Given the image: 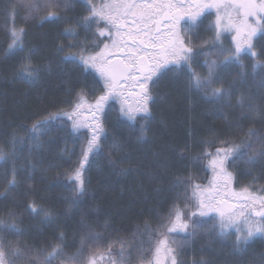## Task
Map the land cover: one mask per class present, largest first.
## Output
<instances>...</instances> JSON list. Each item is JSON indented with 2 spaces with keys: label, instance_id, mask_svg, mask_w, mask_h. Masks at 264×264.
Masks as SVG:
<instances>
[{
  "label": "trees",
  "instance_id": "16d2710c",
  "mask_svg": "<svg viewBox=\"0 0 264 264\" xmlns=\"http://www.w3.org/2000/svg\"><path fill=\"white\" fill-rule=\"evenodd\" d=\"M100 1L92 3L99 7ZM35 3L41 11L29 16V9L18 0H0V146L10 153L13 138L23 140L15 146L14 164L12 160L0 162V219L7 222L9 213H14L23 235L7 228L0 235L6 241L19 239L21 247L26 243L50 250V245L59 243L57 237L62 233L64 250L72 255L80 248L81 238L87 235L85 225L97 226L107 221L106 229L97 227L106 238L100 253L107 255V239H124L134 249L142 238L136 234L138 230L143 233L145 224L156 229L174 202L181 209L186 208L182 198L178 200L177 193L184 189L176 186L177 177L207 184L209 157L205 152L213 153L222 146L219 143L222 140L248 143L245 133L249 128L264 133V70L254 72L255 58L247 54H242L243 74L239 65L222 67L219 75L224 87L232 93L231 99L222 100L190 89L186 74L159 77L154 87L150 85L153 115L145 125L147 132L143 138L139 128L144 121L138 118L130 127L120 115V106L110 102L103 115L107 135L106 141L104 137L101 139L103 152L89 156L85 165L88 191L76 202L67 177L80 164L88 134L84 130L73 131L72 123L65 117L52 122L37 147L28 129L49 114L71 111L81 94L90 102L102 94V83L94 69L66 62L67 53L58 51L61 44L67 46L70 42L65 29L78 27L82 16L88 14L87 0H67V8L60 11L59 20L43 19L47 16L44 0ZM13 4L15 8L11 7ZM214 12H207L184 32L193 47V67L201 75H207L205 61H223L215 51ZM12 17L15 26L23 27L27 33L25 50L34 53L32 59L41 67L39 79L34 83L22 79L17 71L26 51L8 49ZM78 31L81 38L88 36L89 53L95 54L96 36L85 34L79 27ZM221 39L224 48L233 47L229 35H222ZM253 43L258 53L264 49V39L257 37ZM241 95L252 105V111L237 106ZM240 151H244L243 147ZM122 160L125 162L121 163ZM13 167L17 183L10 188ZM230 168L239 186L264 191V158L249 162L247 156H241L234 164L230 162ZM32 202L51 211L52 222L32 213L28 207ZM175 238L186 240L178 257L183 264H264V239H254L240 253L234 248V236L224 240L214 230ZM119 248V243L111 248L116 258ZM130 251L132 264H136V253ZM146 257L150 259L147 254Z\"/></svg>",
  "mask_w": 264,
  "mask_h": 264
},
{
  "label": "snow or ice",
  "instance_id": "6c2138e0",
  "mask_svg": "<svg viewBox=\"0 0 264 264\" xmlns=\"http://www.w3.org/2000/svg\"><path fill=\"white\" fill-rule=\"evenodd\" d=\"M32 12H40L41 8L35 0H18ZM87 15L82 16L78 27L84 33H93L97 39L105 37L109 42L103 43V48L90 54L88 36L81 38L78 27L65 29L69 43L61 44L60 52H66L64 60L83 65L85 69H94L102 80V94L95 96L89 103L84 95H79L71 111L59 114H49L37 120L28 129L30 139L36 143L41 135L50 129L54 120L67 118L71 121L73 131L87 128L90 135L81 151V161L68 179L71 181L69 191L76 202H79L88 191L85 165L89 156H98L103 152L101 138L107 140L103 115L109 102L119 104L120 115L133 127L138 118L143 120L139 132L141 138L146 135V123L152 117L151 104L153 95L150 85L159 77L186 74L187 86L216 100L231 99L232 93L224 87L223 78L219 75L221 68L239 65L243 74L245 65L242 54L255 58L253 71L264 70V49L259 53L253 43L257 37L264 39V0H110L99 7L87 0ZM12 8L16 4L11 5ZM67 8V0H44L43 10L47 12L46 20H59L60 11ZM241 10H243L241 15ZM215 11V51L223 57L221 63L216 60L205 61L207 75H201L193 67V47L185 39L183 33L200 21L206 12ZM206 18V17H205ZM251 18V20H250ZM27 19V17L25 18ZM182 21L184 26L182 27ZM231 33L233 47L224 48L222 33ZM23 27H16L14 17L9 29V51H26L17 69L20 77L34 83L39 79L41 67L32 59L34 53L25 50ZM117 53L123 54L122 59H115ZM131 98V100H130ZM241 109L245 107L252 111V105L246 103L243 95L236 101ZM87 108L90 120L80 121V109ZM248 143L234 144L227 140L219 143L215 153L205 152L210 157L209 166L212 179L207 185L193 183L191 178L177 177V187H183L182 193H177L178 200L182 198L188 212L183 211L177 202L166 216L161 217V223L156 229L145 224L143 233L139 230L136 235L142 238L133 249L131 242L124 239L119 241L107 239L106 252L108 264H132L134 250L136 264H183L178 260L180 249L186 240L177 239L170 234L186 233L187 237L194 236L198 231L214 230L224 240L233 236L234 248L244 252L246 247L256 238L264 239V195L244 188L239 192L232 190L233 175L229 171L230 162L235 163L241 156H247L249 162L257 157L264 158V133L249 128L245 133ZM23 140L13 138L12 151L5 152L0 146V162L15 163V146ZM258 146V147H257ZM119 149L118 144L113 145ZM243 147L244 151L240 149ZM125 159L130 160V157ZM125 162L124 160L121 163ZM16 170L13 167L9 187L16 186ZM189 189L191 190L189 194ZM32 213L43 215L52 222L53 214L35 202L28 206ZM15 214L9 213V221L0 219V233L5 228L22 236V230L15 222ZM87 235L81 238L80 248L69 255L64 250V235L46 249L27 245L21 247V241H6L0 235V264H98L104 255L100 253L106 238L97 231V227L107 228L108 222L102 225L88 226ZM119 243L118 258L114 257L111 248ZM150 256V259L146 257Z\"/></svg>",
  "mask_w": 264,
  "mask_h": 264
},
{
  "label": "rangeland",
  "instance_id": "374dc122",
  "mask_svg": "<svg viewBox=\"0 0 264 264\" xmlns=\"http://www.w3.org/2000/svg\"><path fill=\"white\" fill-rule=\"evenodd\" d=\"M110 2V0H101L100 1V3H99V5H101L102 3H109ZM214 12V11H213ZM242 12H243V10H241V15H242ZM207 13V12H206ZM205 13V14H206ZM215 13V12H214ZM250 20H251V18H250ZM184 26V22L182 21V27ZM183 35H184V33H183ZM222 35H229L230 37H231V33L230 32H225V33H222ZM222 37V36H221ZM97 38V37H96ZM100 41H103L104 43H107V42H109L105 37H100L99 39H97V41H96V44H97V48H98V51L101 49V48H103V43H101ZM193 53V52H192ZM123 57V55L122 54H120V53H117L116 54V56H115V59H120V58H122ZM97 76H98V78H99V80L101 81V83H103L102 82V80H101V78H100V76H99V74L97 73ZM130 100H131V98H130ZM89 103H92V102H90V101H88ZM109 104H110V102H109ZM108 104V105H109ZM107 105V106H108ZM116 105H119L118 103H116ZM80 121L83 123V122H85V121H87V120H90L91 119V117L88 115V110H87V108H82V109H80ZM103 118V117H102ZM71 122V121H70ZM80 130H84V131H86V133L88 134V136L90 135V133L88 132V129L87 128H81ZM102 139V138H101ZM216 151V150H215ZM215 151L213 152V153H215ZM209 159H210V157H209ZM207 167H208V170H209V179H208V182L212 179V171H211V168H210V166H209V160H208V163H207ZM229 171L232 173V175H233V182H232V185H231V188H232V190L233 191H235V192H239V191H241L242 189H244L243 187H241V186H239L238 185V183H237V179H236V176L234 175V173L232 172V170H231V168L229 167ZM208 182H207V184H208ZM207 184H204V185H207ZM203 186V185H202ZM252 192H254V193H256L257 195H264V191H252ZM189 209H182L183 211H185V212H188L189 210H190V206L188 207ZM180 234H185V233H172V234H170L171 236H173V237H175V236H177V235H180ZM104 255V259L103 260H98V264H108V257H107V255H105V254H103ZM163 264H170V262L166 259V260H164L163 261Z\"/></svg>",
  "mask_w": 264,
  "mask_h": 264
},
{
  "label": "flooded vegetation",
  "instance_id": "af4514ba",
  "mask_svg": "<svg viewBox=\"0 0 264 264\" xmlns=\"http://www.w3.org/2000/svg\"><path fill=\"white\" fill-rule=\"evenodd\" d=\"M123 58V57H122ZM122 58H120V59H122Z\"/></svg>",
  "mask_w": 264,
  "mask_h": 264
}]
</instances>
